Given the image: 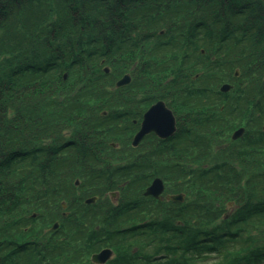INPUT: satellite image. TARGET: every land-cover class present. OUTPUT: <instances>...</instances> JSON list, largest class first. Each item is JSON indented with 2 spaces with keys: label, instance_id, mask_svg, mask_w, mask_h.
<instances>
[{
  "label": "trees",
  "instance_id": "trees-1",
  "mask_svg": "<svg viewBox=\"0 0 264 264\" xmlns=\"http://www.w3.org/2000/svg\"><path fill=\"white\" fill-rule=\"evenodd\" d=\"M159 99L176 132L132 146ZM157 176L184 201L145 196ZM104 247L264 264V0H0V264Z\"/></svg>",
  "mask_w": 264,
  "mask_h": 264
},
{
  "label": "water",
  "instance_id": "water-1",
  "mask_svg": "<svg viewBox=\"0 0 264 264\" xmlns=\"http://www.w3.org/2000/svg\"><path fill=\"white\" fill-rule=\"evenodd\" d=\"M130 81V76L124 74L117 82V86L127 84ZM231 85L223 84L220 89L226 91ZM176 129L175 117L172 111L165 105L162 100H158L152 104L144 113L143 119L139 130L133 137L132 144L137 145L144 135L155 132L159 137L166 138L171 136ZM243 133V128L237 129L233 133V138H237ZM164 191V184L161 178H154L150 185H148L144 191V195H152L156 198H160L162 192ZM168 199L174 201H183L184 195L179 194H168L166 195ZM95 197H89L86 199L87 203L93 202ZM57 223H54L53 227H56ZM112 251L109 248H104L101 251L92 254V260L97 263H104L110 257Z\"/></svg>",
  "mask_w": 264,
  "mask_h": 264
},
{
  "label": "rangeland",
  "instance_id": "rangeland-1",
  "mask_svg": "<svg viewBox=\"0 0 264 264\" xmlns=\"http://www.w3.org/2000/svg\"><path fill=\"white\" fill-rule=\"evenodd\" d=\"M115 196H116V195H115ZM115 196H114V197H115ZM114 197H113V198H114ZM84 201H85V200H84ZM63 214H65V213H63Z\"/></svg>",
  "mask_w": 264,
  "mask_h": 264
}]
</instances>
